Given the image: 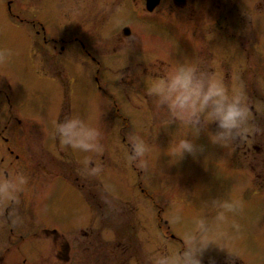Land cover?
Wrapping results in <instances>:
<instances>
[{"label": "flooded vegetation", "instance_id": "obj_1", "mask_svg": "<svg viewBox=\"0 0 264 264\" xmlns=\"http://www.w3.org/2000/svg\"><path fill=\"white\" fill-rule=\"evenodd\" d=\"M7 10L24 40L28 71L35 75L38 83L48 81L46 91L50 95L54 93L59 101L50 116L37 113L35 109L31 111L10 81H0V188H4L0 199L17 197L0 201V264L74 262L64 241L62 213L48 208L47 179L56 182L57 191L66 180L78 193H83L81 188L92 183L94 174L91 170L81 171L75 163V170L73 165L65 166V161L78 162L79 159L70 143H61L62 133L56 125L66 126L71 122V85L78 71L74 66H65L69 71L65 70L61 64L63 59L73 62L80 57L151 56L156 58L153 70L146 72L144 68L142 76L149 77L156 86L163 80L164 87L172 84V77L181 66L195 67L193 83L202 86L210 84L212 75L215 82L222 85L246 87V83L240 81L243 75L264 73V0H22L16 2L15 10L8 3ZM160 58L163 61H159ZM174 58L178 61L176 65L171 63ZM165 62L173 71L171 76L161 70ZM141 64L143 61L137 63ZM65 99H70L66 105ZM247 104L252 113L243 138L227 148L217 144V151L226 153L233 170L229 190L238 202L255 207L254 212L264 217V98H250ZM219 131L223 130L218 128L216 132ZM120 134L124 138L122 132ZM21 175L27 179V184L21 185ZM87 192L89 194L90 190ZM151 202L152 234L158 238L156 251L152 249L151 253L159 250L162 240L164 245L170 244L166 249L170 252L162 257L173 260L179 255L180 263L188 264L183 252L190 248L175 238L168 225L162 227L159 207L152 198ZM112 216L113 211L108 212L104 219L111 221ZM80 223L76 221L72 227L75 228L71 230L75 233L74 241L79 242L80 237L92 239L89 240L91 245L84 249L93 244L99 248L103 244L105 256L97 262L103 259L102 264H112L108 252L110 237L106 234L103 242L97 241L93 236L94 227ZM47 243L51 247H47ZM257 244L264 247V228L262 242L245 245L246 253L222 245L215 256L204 254L203 264L209 261L212 264H252ZM116 246L123 257L127 248L119 241ZM49 254L53 256L48 257ZM189 254L191 258L190 251ZM157 258L158 262L142 257L134 262L164 264ZM119 262L127 264L123 258Z\"/></svg>", "mask_w": 264, "mask_h": 264}, {"label": "rangeland", "instance_id": "obj_2", "mask_svg": "<svg viewBox=\"0 0 264 264\" xmlns=\"http://www.w3.org/2000/svg\"><path fill=\"white\" fill-rule=\"evenodd\" d=\"M16 2L22 0H14L13 3L0 0V81H10L22 102L29 105L28 109L50 116L56 111L59 99L53 96L54 93L50 95L46 91L48 81L38 83L35 75L28 71L24 40L18 35V29L13 26L7 10L8 3L15 10ZM155 59L151 56H122L80 57L73 59V62L61 61L65 70L69 71L65 66H74L78 71L71 85L73 117L66 126L70 125L76 134L73 143L77 146L74 148L70 142V147L79 164L65 153L73 160L65 161V166L73 165L75 170V163L85 173L100 169L94 174L92 183L81 188L83 193H78L66 180L57 191L54 186L56 182L47 179L48 208L58 209L62 213L64 241L69 246V257L74 260L68 264H102L103 259L101 263L97 259L105 256L103 244L99 248L93 244L89 249H84V246L91 245L89 240L92 239L80 237L79 242L74 241L75 233L72 231L75 228L72 227L76 221L81 222L79 225L94 227L93 236L97 241L101 239L103 242L106 234L110 237L111 249L108 252L112 264H121L120 258L127 260V264H135L134 261H139L140 257L154 262H158L157 257H160L161 263L172 264L173 260L162 257L170 252L166 250L170 244L166 246L161 240L159 250L151 253L158 246V238L153 236L150 222L153 214L149 207L152 206L151 198L159 207L162 227L168 225L170 232L186 248L200 249L201 241L206 236L211 242L204 253L207 256H215L222 245L245 252L248 243L262 242L264 217L254 212L255 207L238 202L229 190L233 180L229 158L226 159L225 152L219 154L217 144L210 139L218 128L209 121L208 125L198 126L200 131L197 134L189 125L176 120L171 113L174 111L172 101L178 93L154 92L156 85L151 83L149 77L142 76L144 68L146 72L153 70ZM175 59L171 60L174 65L178 64ZM139 61H143L140 66L137 65ZM159 61L163 60L160 58ZM167 64L165 62L161 70L169 72L171 76L173 71ZM240 81L246 83V87L223 85L228 95L224 107L237 95L247 108L250 98H264V73L245 74ZM167 86L166 92L171 85ZM202 87L203 94H207L209 85ZM219 99L213 96L208 100L201 119L206 117V112L213 111L215 101ZM69 102L70 99H65L63 103L66 105ZM199 105L198 101L197 108ZM169 119L173 123L170 124ZM120 132L124 138L119 135ZM181 139L192 143L197 150L194 155L173 154ZM80 141L89 146L86 151ZM141 142L143 156L135 152V147ZM142 164L146 168L138 167ZM48 166L51 170L50 162ZM224 202L233 204L234 209L221 207ZM112 211L114 217L111 221L104 219V215ZM118 241L127 248L123 257L121 250L115 249L119 246H116ZM47 247H51L50 244L47 243ZM263 248L256 245L252 264H264ZM198 253H191L192 260L198 259ZM49 262L52 264L53 260Z\"/></svg>", "mask_w": 264, "mask_h": 264}, {"label": "clouds", "instance_id": "obj_3", "mask_svg": "<svg viewBox=\"0 0 264 264\" xmlns=\"http://www.w3.org/2000/svg\"><path fill=\"white\" fill-rule=\"evenodd\" d=\"M195 71L193 66H181L176 75L172 77L171 87L165 90L164 81L160 80L154 92L160 94H170L172 92H177L178 95L176 99L172 101V108L174 111L171 113V116H174L176 120L186 123L189 125L197 134L200 131V127L203 125H208L209 121L215 124L216 127L223 131L216 132L215 135H211L210 139L213 144H219L223 148H227L231 143L236 142L243 138V131L250 119V112L248 108L242 103V99L239 95L231 98V102L224 107V102L228 100V95L225 88L222 84L215 82V77L210 75L209 80V89L207 94H203V87L200 84L193 83L192 73ZM205 75V74H202ZM203 95V100L201 101V96ZM213 96H217L220 99L215 101L216 107L213 111L206 112L207 115L204 119H201L203 113H205V108L207 102ZM200 102L199 108H197V102ZM178 110V111H176ZM169 123H173L169 119ZM56 128L62 133L60 135L62 144H69L70 140L76 134L72 132V127L62 126L60 123L56 125ZM82 145L83 149L86 151L88 145L84 144L83 141L79 142ZM142 143L138 144L135 147V152L137 155L143 156L144 151ZM74 148L77 146L75 143L72 145ZM201 150V149H199ZM196 149L193 147L192 143L187 139H181L173 149V154H178L182 156L184 153L195 154ZM130 159H132L130 157ZM138 167L146 168V165H140ZM100 171L99 168L92 170V174H96ZM22 176V175H21ZM21 185L27 184V179L22 176L20 180ZM6 187V184H5ZM4 188H0V191H3ZM17 197L8 196L3 200H16ZM221 207L226 208L227 210H233L234 205L231 203L224 202ZM223 219V216L220 217ZM187 242V241H186ZM201 248L195 249L192 248L189 251L192 255H196L199 252V258L192 260L190 258L189 251L183 253V259L188 261V264H203L204 253H206L211 245V242L208 240L207 236L201 241ZM180 256H176L172 264H180ZM209 264H212L209 261Z\"/></svg>", "mask_w": 264, "mask_h": 264}]
</instances>
